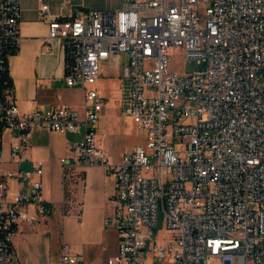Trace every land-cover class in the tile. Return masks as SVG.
<instances>
[{
    "label": "built area",
    "instance_id": "built-area-1",
    "mask_svg": "<svg viewBox=\"0 0 264 264\" xmlns=\"http://www.w3.org/2000/svg\"><path fill=\"white\" fill-rule=\"evenodd\" d=\"M49 17L45 4L40 18ZM20 28L21 0H0V264H11L19 226H37L52 210L43 162L20 168L30 135L43 129L78 136L73 161L60 160L65 178L77 180L69 169L79 165L114 177L106 224L118 232V252L103 264H264V0H123L119 10L54 18L48 39L63 43L82 113L67 105L21 111L4 78ZM177 47L196 71L170 69ZM115 56L124 57L129 83L122 114L146 132V143L117 163L98 145L105 99L96 87L100 63ZM161 220L173 234L164 244ZM60 264L84 260L63 243Z\"/></svg>",
    "mask_w": 264,
    "mask_h": 264
},
{
    "label": "crops",
    "instance_id": "crops-1",
    "mask_svg": "<svg viewBox=\"0 0 264 264\" xmlns=\"http://www.w3.org/2000/svg\"><path fill=\"white\" fill-rule=\"evenodd\" d=\"M122 2L123 0H21L22 38L18 50L9 58V73L15 87L14 97L22 112L67 105L82 113L83 91L79 86L67 85L64 46L60 40L48 39L49 22L54 18L84 17L90 10H119ZM45 4L50 7L51 17L41 19L40 11ZM103 84V78L100 77L96 87L105 99L101 118L117 116L130 120V128L120 126L107 138H101L109 150L98 143L111 161L117 163L124 154L146 143V132L137 126L132 117L122 114L129 103V83L125 102L117 99L122 96H111L107 100L102 91ZM79 91L82 94L81 101L78 100ZM116 131L118 136L114 137ZM132 132L142 136L135 139ZM77 138L72 133L62 134L45 129L35 130L30 135L27 160L20 168L30 170L38 161L43 162L44 197L52 205V210L48 219L37 226L26 222L19 226L13 238L11 264H53L54 249L58 251L57 264H60L63 243L70 244L75 252L81 254L84 264H103L117 254L118 232L113 226L106 224V220L115 212L110 199L114 192V177L107 176L101 166L84 165L69 169L70 173L78 175L77 180L64 176L60 160L68 158L73 161V143ZM10 141V134H5L6 158L9 156ZM125 143L128 144L127 148L123 147ZM9 167L17 169L18 166ZM53 204H62V212L57 215L62 221L61 240L58 243L49 236L52 229L50 218L54 214Z\"/></svg>",
    "mask_w": 264,
    "mask_h": 264
},
{
    "label": "rangeland",
    "instance_id": "rangeland-1",
    "mask_svg": "<svg viewBox=\"0 0 264 264\" xmlns=\"http://www.w3.org/2000/svg\"><path fill=\"white\" fill-rule=\"evenodd\" d=\"M170 57H171V63H170V69L172 71H177L180 74H191L194 71L197 70V65L195 63H188L185 59V54L182 49L180 48H173L170 50ZM123 67H124V57H111L108 60L102 61L100 63L101 68V75L100 77L103 78V88L102 91L106 95L107 100L111 98V96H122V101L125 102V99L127 98L128 94V81L124 77L123 74ZM78 100H82V94L79 91ZM121 114V112H120ZM124 127V128H130V120L127 121L124 120V118H117V116H103L100 120L99 126H98V143L103 146L106 150L108 149L104 143H102L101 138L106 137L113 131L118 129V127ZM133 137L135 139H138L140 136L139 134H134L132 132ZM118 136V131H116V134L114 137ZM141 143V142H140ZM137 143V144H140ZM127 145L123 147L127 148ZM124 148V149H125ZM109 150V149H108ZM117 150H115L116 152ZM119 151V150H118ZM53 208V216L50 218V221L52 223V229L49 232V236L51 238L55 239V242L58 243L61 240V233L62 230V221L61 219H58L57 215L62 212V204L60 205H54ZM66 212V210H65ZM158 231V230H157ZM173 234L169 232L165 226L163 225V221H160L159 224V231L156 233V239L159 241L160 244H164L165 241L171 239ZM58 263V251L56 249L53 250V264Z\"/></svg>",
    "mask_w": 264,
    "mask_h": 264
},
{
    "label": "trees",
    "instance_id": "trees-1",
    "mask_svg": "<svg viewBox=\"0 0 264 264\" xmlns=\"http://www.w3.org/2000/svg\"><path fill=\"white\" fill-rule=\"evenodd\" d=\"M4 78H5V80H7V82H9V83H13L12 78H11L10 73H9V68H7V70L5 71V73H4ZM3 87H4V86H0L1 89H2Z\"/></svg>",
    "mask_w": 264,
    "mask_h": 264
}]
</instances>
